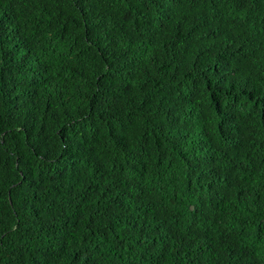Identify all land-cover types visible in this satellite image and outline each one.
<instances>
[{
	"label": "trees",
	"instance_id": "1",
	"mask_svg": "<svg viewBox=\"0 0 264 264\" xmlns=\"http://www.w3.org/2000/svg\"><path fill=\"white\" fill-rule=\"evenodd\" d=\"M0 264H264V0H0Z\"/></svg>",
	"mask_w": 264,
	"mask_h": 264
}]
</instances>
